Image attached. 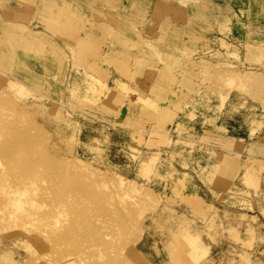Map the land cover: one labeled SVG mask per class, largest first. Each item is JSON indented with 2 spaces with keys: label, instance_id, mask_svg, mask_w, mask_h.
Segmentation results:
<instances>
[{
  "label": "rangeland",
  "instance_id": "1",
  "mask_svg": "<svg viewBox=\"0 0 264 264\" xmlns=\"http://www.w3.org/2000/svg\"><path fill=\"white\" fill-rule=\"evenodd\" d=\"M180 257L264 264V0H0V264Z\"/></svg>",
  "mask_w": 264,
  "mask_h": 264
},
{
  "label": "bare ground",
  "instance_id": "2",
  "mask_svg": "<svg viewBox=\"0 0 264 264\" xmlns=\"http://www.w3.org/2000/svg\"><path fill=\"white\" fill-rule=\"evenodd\" d=\"M113 92H115L114 90H113ZM111 94V93H110ZM112 95V97H113V93L111 94ZM116 99V98H115ZM63 168H65V167H63ZM70 170V169H69ZM84 174V173H83ZM191 243L193 244V248L191 249V254H192V256L195 258V259H198V258H200L204 253L202 252V250H200V248H198V247H196L195 245H194V242H192V240H191ZM179 263L180 264H190L189 262H187L184 258H179Z\"/></svg>",
  "mask_w": 264,
  "mask_h": 264
}]
</instances>
